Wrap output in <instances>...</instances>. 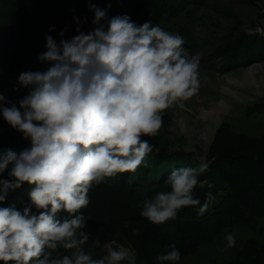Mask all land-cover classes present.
I'll return each instance as SVG.
<instances>
[{
    "label": "clouds",
    "instance_id": "9594fccd",
    "mask_svg": "<svg viewBox=\"0 0 264 264\" xmlns=\"http://www.w3.org/2000/svg\"><path fill=\"white\" fill-rule=\"evenodd\" d=\"M89 7L94 13L90 31L78 26L70 39L61 31L59 41L45 36L46 51L38 61L47 67L18 76L14 91L27 89L25 96L12 102L0 93L4 121L28 141L19 152L0 150V204L29 186V203L22 210L15 202L0 207L3 264H121L128 259V249L107 245L106 254L94 258L99 239L86 250L92 235L81 209L90 204L94 185L142 165L151 168L147 157L155 146L143 137L157 136L165 111L199 92L200 60L186 52L182 35ZM86 22V17L76 19L78 25ZM210 163L173 169L166 180L170 190L146 198L140 216L158 225L188 206H199L203 216L209 203L201 205L195 189ZM207 195L211 200V192ZM224 239L218 251L236 245L234 234ZM165 248L156 257L159 264H177L181 253L175 244Z\"/></svg>",
    "mask_w": 264,
    "mask_h": 264
},
{
    "label": "rangeland",
    "instance_id": "374dc122",
    "mask_svg": "<svg viewBox=\"0 0 264 264\" xmlns=\"http://www.w3.org/2000/svg\"><path fill=\"white\" fill-rule=\"evenodd\" d=\"M85 17L86 23H76V19L83 21ZM93 17L94 13L86 15L70 10L58 18H61L62 24H76L90 31L94 27ZM131 19L134 21V18ZM150 22L153 26L159 25L166 31L182 35L189 56L199 57L200 89L197 95L165 111L164 124L157 136L143 137L155 146L147 160L153 163L154 168L158 166L159 171H153L151 167L146 173L144 167L141 171L127 173L144 179L141 186H104L96 191L97 199L94 197L92 200L93 197L89 196L95 211L101 213L97 215L99 219L95 218L96 222L109 227L104 232L110 233V236L100 239L97 233H93L85 248L87 250L94 240L99 239V258L106 254L105 245L112 248L123 246L130 254L121 264H149V259L153 260V264H159L156 257L166 250L156 241L140 236L135 226V222L143 218L140 216L143 201L160 191L170 190L166 180L173 169L196 167L201 162H207L206 155L219 128L264 138V114L257 112L255 106L256 102L264 99V0H197L175 15H164ZM38 67L43 70L47 65L38 61L34 68ZM17 80L10 76L0 79V93L12 102L22 98L21 94L25 91L24 88L14 91L18 87ZM0 132L12 142L23 139L21 133L4 121L2 114ZM202 178L203 174L199 177L200 184L195 194L206 184ZM125 179L129 180V177ZM114 196L125 199L129 209L120 210L113 206L110 200ZM119 214L120 219L117 218ZM126 217H129V223L125 221ZM227 233L235 235L236 245L227 252L218 251V247L226 243L224 237ZM249 237L264 243V216L252 226L224 227L196 249L182 255L180 261L184 264H223Z\"/></svg>",
    "mask_w": 264,
    "mask_h": 264
},
{
    "label": "trees",
    "instance_id": "16d2710c",
    "mask_svg": "<svg viewBox=\"0 0 264 264\" xmlns=\"http://www.w3.org/2000/svg\"><path fill=\"white\" fill-rule=\"evenodd\" d=\"M194 1L197 0H0V79L9 76L17 79L22 72L41 71V67H34L39 54L46 51V35L59 41L62 38L61 31L65 32L63 39H70L77 34L78 25L62 24L59 20L61 18H58L66 11L74 10L87 15L93 13L89 5L95 4L101 9H107L108 14L130 15L137 25H142L148 21H157L164 15H175L187 4H194ZM50 28L54 30L49 31ZM80 29L85 33L89 31L81 26ZM27 91L25 89L22 97ZM255 106L258 108L257 112L264 114V99L256 102ZM5 137L0 134V150L10 148L20 151L28 146V141L24 139L12 142ZM161 152L158 151V154ZM206 157L207 162H211L209 170L202 178L206 184L195 194L201 205L206 201L209 203L205 214L198 215L199 206H188L180 210L175 219L162 224H153L146 218H141L135 222L140 236L156 241L165 250V245L175 244L182 256L196 249L200 243L209 240L224 227L252 226L258 218L264 216V138L246 136L221 127ZM152 168L149 169H160L158 166ZM143 169L142 165L137 171ZM146 170L147 168L144 169L147 173ZM127 176L131 177L130 184L125 179ZM142 180L133 174H118L117 178H107V183L94 185L88 196L93 197L92 200L94 197L97 199L96 191L104 186L140 187ZM208 184H213L214 187L209 188ZM28 191L29 186L25 184L21 189L10 193L8 201L0 204V207L15 202L17 208L22 210L29 203ZM209 192L212 195L211 200L208 199ZM110 203L120 210L129 209L125 199L118 196H114ZM93 205L90 202L86 208L81 209L87 221L85 230L91 234L97 233L100 239H107L110 233L104 231L109 230V227L100 226L102 224L96 222L95 218L99 219L97 215L100 216L101 213L96 212ZM64 215L67 214L61 213V216ZM117 218H121L120 214ZM125 221L129 223V217ZM60 251L64 253L63 249ZM93 256L98 258L97 248L93 250ZM153 263L149 259V264ZM177 264L184 263L179 261ZM223 264H264V243L255 237L246 238L233 256Z\"/></svg>",
    "mask_w": 264,
    "mask_h": 264
}]
</instances>
